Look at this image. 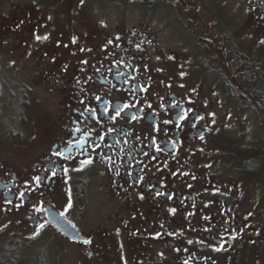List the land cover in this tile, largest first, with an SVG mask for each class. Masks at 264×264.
<instances>
[{"label": "flooded vegetation", "instance_id": "flooded-vegetation-1", "mask_svg": "<svg viewBox=\"0 0 264 264\" xmlns=\"http://www.w3.org/2000/svg\"><path fill=\"white\" fill-rule=\"evenodd\" d=\"M261 41L264 0H0L1 216L86 264H264Z\"/></svg>", "mask_w": 264, "mask_h": 264}, {"label": "rangeland", "instance_id": "rangeland-1", "mask_svg": "<svg viewBox=\"0 0 264 264\" xmlns=\"http://www.w3.org/2000/svg\"><path fill=\"white\" fill-rule=\"evenodd\" d=\"M36 93L44 98L42 88H37ZM56 233L49 227L30 230L0 214V255L4 259L0 264H38L42 252L49 264H86L81 254Z\"/></svg>", "mask_w": 264, "mask_h": 264}, {"label": "water", "instance_id": "water-1", "mask_svg": "<svg viewBox=\"0 0 264 264\" xmlns=\"http://www.w3.org/2000/svg\"><path fill=\"white\" fill-rule=\"evenodd\" d=\"M46 218L48 221L64 236L69 239L84 241L79 231L65 218L54 211H47Z\"/></svg>", "mask_w": 264, "mask_h": 264}, {"label": "snow or ice", "instance_id": "snow-or-ice-1", "mask_svg": "<svg viewBox=\"0 0 264 264\" xmlns=\"http://www.w3.org/2000/svg\"><path fill=\"white\" fill-rule=\"evenodd\" d=\"M81 3H83V0H81ZM36 38H37L38 40H39V39H42V38L39 37V36H37ZM43 39H47V37H43ZM116 39L119 40L120 37L117 36ZM261 42L264 43V41H261ZM73 43H75V38L73 39ZM108 43H112V41L109 40ZM81 51H83V49H81ZM157 59H159V57H157ZM169 59H171V57H170ZM83 63H87V61H84ZM97 71H98V70H97ZM121 75H122V74H121ZM97 99H99V97H97ZM126 107H127V106H126ZM116 115L119 116V115H120V112L117 111ZM213 115H214V114H213ZM200 119H203V118L200 117ZM168 122H169V121H165V123H168ZM157 151H160V149L157 148ZM53 154H54V155H63V153H60V152L53 153ZM91 162H92L91 160H85V161H81V164H82V165H83V164H90ZM64 171H65V173H66V172H67V169H64ZM55 175H56V173L53 172V176H55ZM35 180H36L37 182H39V181L41 180V178H40L39 176H37V177H35ZM20 195H21V197H22L24 194L21 193ZM169 198H171V197H169ZM141 199H143V197H141ZM9 203H10V201H9ZM69 207H70V205H69ZM170 211L174 214L175 211H176V209L173 208V209H170ZM62 215H63V214H62ZM40 227L43 228L44 225L41 224ZM157 235H159V234H157ZM83 243L88 244V243H90V241H89V240H84ZM189 243H191V241H189ZM217 250H220V249H217ZM185 264H187L186 261H185Z\"/></svg>", "mask_w": 264, "mask_h": 264}, {"label": "trees", "instance_id": "trees-1", "mask_svg": "<svg viewBox=\"0 0 264 264\" xmlns=\"http://www.w3.org/2000/svg\"><path fill=\"white\" fill-rule=\"evenodd\" d=\"M0 259H1V261L4 260V259L1 258V255H0ZM38 259H39L38 264H49V260H48L47 256L43 252L39 255Z\"/></svg>", "mask_w": 264, "mask_h": 264}]
</instances>
